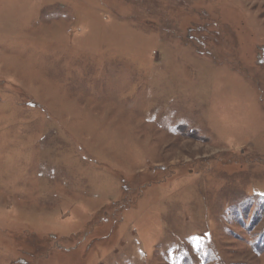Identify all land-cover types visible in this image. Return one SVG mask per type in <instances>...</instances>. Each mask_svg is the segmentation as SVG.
<instances>
[{
    "label": "rangeland",
    "instance_id": "1",
    "mask_svg": "<svg viewBox=\"0 0 264 264\" xmlns=\"http://www.w3.org/2000/svg\"><path fill=\"white\" fill-rule=\"evenodd\" d=\"M0 264H264V0H0Z\"/></svg>",
    "mask_w": 264,
    "mask_h": 264
}]
</instances>
